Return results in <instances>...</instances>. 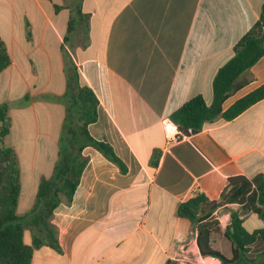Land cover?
<instances>
[{"label": "crops", "instance_id": "0c3cea01", "mask_svg": "<svg viewBox=\"0 0 264 264\" xmlns=\"http://www.w3.org/2000/svg\"><path fill=\"white\" fill-rule=\"evenodd\" d=\"M263 4L0 0V37L11 61L0 73V102L10 106L6 144L20 156L18 213L31 209L41 179L53 175L59 160L71 73L99 100L91 136L109 144L127 167L122 172L93 147L84 149L88 163L73 200L62 196L51 220L61 251L42 246L32 264H221L201 256L197 233L177 210L198 193L219 199L231 177L264 175V100L171 146L162 120L196 96L212 104L214 78ZM249 74L251 82L224 110L264 84V57ZM232 209L239 206L217 212L216 250ZM253 217L260 223L253 221L249 232L264 226L250 214L245 228ZM259 250L252 256L251 249L252 262L264 256V244Z\"/></svg>", "mask_w": 264, "mask_h": 264}, {"label": "trees", "instance_id": "16d2710c", "mask_svg": "<svg viewBox=\"0 0 264 264\" xmlns=\"http://www.w3.org/2000/svg\"><path fill=\"white\" fill-rule=\"evenodd\" d=\"M235 55L222 66L213 81V101L208 105L203 96H196L171 115L181 134L189 137L201 132L205 126L220 118L233 120L251 106L264 100V84L237 100L224 110L225 102L251 82L250 70L264 57V4L259 20L234 48ZM6 45L0 37V73L10 65ZM66 119L63 129L62 151L50 178L39 183L34 204L24 215L18 213L22 192L20 156L15 148L6 144L11 134L12 120L8 103L0 102V264H32L34 252L42 246L61 251L57 230L51 220L55 209L66 197L71 203L80 184L88 158L83 156L87 147H93L105 158L127 172L125 163L107 143L94 139L89 126L98 119L99 100L94 91L79 83L71 73L65 96ZM182 138V137H181ZM159 151L153 155L158 163ZM230 210L231 220L223 232L231 243L232 257L228 258L212 245V236L222 232L217 212ZM257 215L264 222V175L234 176L217 200L198 193L179 205L177 215L190 221L197 233V245L203 258L218 259L221 264H246L249 253L258 242L264 244V226L249 232L244 226L247 215ZM26 236L31 243L26 242Z\"/></svg>", "mask_w": 264, "mask_h": 264}, {"label": "rangeland", "instance_id": "374dc122", "mask_svg": "<svg viewBox=\"0 0 264 264\" xmlns=\"http://www.w3.org/2000/svg\"><path fill=\"white\" fill-rule=\"evenodd\" d=\"M27 154H25V152L22 153L23 159L26 157ZM253 221H257L258 223H260V221H258V219L256 217H253L251 219V221L246 223V229L248 230H253L254 226L252 225ZM26 242H29V237L26 236ZM263 244L261 242H258L255 246H253V251L251 252V255L254 256L255 252L260 251L259 248L262 246ZM217 249L223 253L226 257L231 258L232 257V250H231V244L227 239H220L217 241ZM264 256H260L258 258L257 261L255 262H248L246 264H261L263 261ZM188 264H198L196 260H190L188 262ZM201 264H208V263H204L201 259Z\"/></svg>", "mask_w": 264, "mask_h": 264}, {"label": "built area", "instance_id": "2783aa9c", "mask_svg": "<svg viewBox=\"0 0 264 264\" xmlns=\"http://www.w3.org/2000/svg\"><path fill=\"white\" fill-rule=\"evenodd\" d=\"M162 125L165 132L166 146H171L176 142L187 138L181 134L178 125L175 124L171 119H163Z\"/></svg>", "mask_w": 264, "mask_h": 264}]
</instances>
